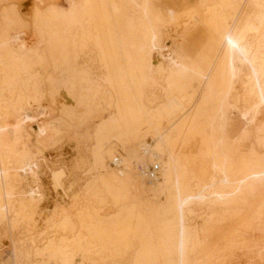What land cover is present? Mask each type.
<instances>
[{
    "label": "bare ground",
    "instance_id": "obj_1",
    "mask_svg": "<svg viewBox=\"0 0 264 264\" xmlns=\"http://www.w3.org/2000/svg\"><path fill=\"white\" fill-rule=\"evenodd\" d=\"M33 1L29 21L17 4L0 10V228L10 230L12 264H155L172 256L169 264H186L201 245L194 225L210 206L245 207V192H255L254 216L263 218L264 0H198L168 20L149 0ZM170 20L183 25L171 47L159 32ZM197 23L212 29L213 43L191 54L182 39ZM29 27L30 43L21 32ZM46 96L59 115L38 125L31 147L27 122L46 108ZM98 110L108 118L82 138L73 159L89 175L71 204L52 212L53 229L19 240L16 219L43 199L38 185L23 188L38 178V146L76 133ZM112 139L123 147L119 167L111 165ZM232 148L246 149L248 162H236ZM155 161L158 177L147 182L142 169ZM44 162L66 197L72 170ZM106 206L115 211L104 218ZM243 239L238 233L215 253L225 259Z\"/></svg>",
    "mask_w": 264,
    "mask_h": 264
},
{
    "label": "rangeland",
    "instance_id": "obj_2",
    "mask_svg": "<svg viewBox=\"0 0 264 264\" xmlns=\"http://www.w3.org/2000/svg\"><path fill=\"white\" fill-rule=\"evenodd\" d=\"M45 1L46 3H56L57 2L61 5L65 4V0H45ZM197 2L198 0H149V6L152 10L156 11V15L159 18L164 16L165 11L167 10L168 12L167 20H168V18H170L171 15L172 17H174L177 14H179L181 11H186V10L191 9L192 7H195V5H197ZM9 3L17 4V7L20 13L23 15V18L27 21L30 20L29 19L30 11L32 10V7L34 5L33 0H0V10L4 5H7ZM162 11L164 13H162ZM159 15H162V16H159ZM149 21L154 22L153 18H150ZM240 24H242V22L239 23V28L241 27ZM182 27L183 25L181 22L177 21L175 23H172L171 20L170 22L167 21L163 23L162 25H160L159 32H160L161 37L163 38L164 43L167 46L169 45L171 47L174 41L175 42L181 41L180 35L183 30ZM21 32L22 34L24 33L22 39L25 38V40L29 43L34 42V38H33L34 33H33V30L30 29V27L23 28ZM211 32H212V29H210V27L205 26L201 23L199 24L197 23L195 28H192V30H189L185 34L184 38L182 39V43L184 44L187 51H189V53L191 54L196 53L200 49H203V50L208 49L210 43H213L212 39L210 38ZM218 48H219V45L218 43H216L214 50H217ZM214 50L212 49V52L210 53V55L212 56L214 55ZM242 72H243L242 77L239 79V81L237 80L235 84V89L237 92H242L244 88V83H245L244 68ZM252 101L253 100H251L250 102ZM45 105H46V108L44 107V109L39 111L38 116L32 118L31 120L27 122V124L29 125L30 132L32 130L31 132L32 136H29L31 147L35 146V143H34L35 133L38 131L37 130L38 125L42 126L43 124H45L44 122H47L51 118L59 115L58 112L55 111L54 102L50 96H46ZM98 111L93 112L91 116L88 117V119L83 121L81 125L79 126L76 133L72 134V132L62 131L61 133L56 135V137H53L52 140H49L48 142L41 144L42 146L41 145L38 146L39 147L38 149L40 150L38 151L40 152L39 161H41L38 163L39 164L38 173H37L38 178L35 179L34 181L28 180L23 188L28 190L31 186L38 185L42 192L43 199L41 200L40 204L38 205L37 209H35L34 212L24 214L25 218L24 217L22 219L19 218L18 222L16 219L15 225L18 227V229L15 225L13 227L14 229L13 228L12 229H13L14 236L17 237L19 240H22V239L27 240L28 237L35 236L36 234L41 233V232H42L41 234L43 235L45 232L53 229V226L56 224L53 220L56 217L54 216L53 219H51L53 215L52 212H54L55 210H57V208L60 207L61 202L62 203L65 202L66 206L68 207L71 204L70 199L72 198V195L76 194L79 191V188L82 186L83 182L86 179L85 177L89 175V173H87L86 171L87 169L86 164H85L86 166L84 165V166L76 167L74 165V161L77 159L76 157L78 156L77 153L79 151L78 148L80 145L79 142L82 141V138L85 135L89 136L93 127L99 124L103 118L105 119L108 118V114H106V112H102L100 110ZM81 112L82 111H80L79 114H82ZM233 122L237 124L238 123L237 118L234 119ZM26 137H27V131L24 132V139ZM150 137L151 136H147L145 139V142L153 145L154 142L152 138ZM111 143L115 145V150L117 151V154H115L114 157H116L117 155H119V153L120 154L122 153L118 151V148L121 147L123 149V147L115 139H112ZM231 153L233 154V157L236 162L238 161L248 162L246 149L232 148ZM112 159L108 158L105 160V163H107L106 166L108 169H112L108 165L109 160H112ZM45 160H49L50 162L52 161L51 163L57 164V165L60 163L62 164V162L63 163L65 162L64 164L67 165V167L70 170H72L73 174L70 175L69 173H67L68 179L66 178L63 181L64 182L63 185H65L64 188L67 192L66 197L64 195V192H61L62 191L61 189L59 190L56 189L55 185L53 184L51 175L46 167V163L44 162ZM70 185H71L70 187L71 189L68 188V186ZM66 188H68L69 190ZM258 196H259L258 193H255V192L252 194H250V192L248 191L245 192L244 202L247 203L245 207L241 203H238L236 205L233 203H229V204H225L226 206L221 205V204L220 205L218 204L216 206L215 205L210 206L208 208L209 211L207 210L206 214L202 215V217L198 219V225L197 224L194 225L195 230L197 232V238L199 242L201 243V245L199 246L196 253L191 254L188 257V262L186 264H189V263L190 264H195V263L196 264L198 263L199 264H218V263L219 264H264V227H262L264 226V216L262 219H257L256 216H254L256 215V213L254 212L255 207L253 206L254 202L258 200ZM155 202L156 203L161 202V198L160 197L155 198ZM106 207H103L101 211V214L103 215L104 218H106L108 214H111L115 211V208L112 206L111 207L106 206ZM212 211H213V214H212ZM228 213L232 215V217H228L227 216L229 215ZM25 215H27V217ZM28 215L29 217L32 216L30 217L32 219L29 218L30 219L29 220ZM211 215L214 216V219L213 221L210 222L208 218ZM218 217H222L223 219L220 222H218L216 220ZM16 223L18 224L22 223V224L17 225ZM14 231L17 233H15ZM202 231H204V234ZM8 232L10 233V230L8 231V228L6 226H1L0 228V264H12ZM238 233L243 234V238L245 240L243 239V241L239 243L237 246L232 247L228 255H226L227 257H225V259L221 257L219 252H217V254L215 253L216 250L219 249L228 239L236 238ZM135 247L137 248V244H135ZM209 254L212 255L211 257L212 261H209L210 258L208 256H211ZM199 258H201V260ZM169 259L171 260L170 262L165 261L167 260L166 258L165 260L156 261L155 264L175 263L177 260L175 256H172ZM196 259L197 261L195 262ZM84 261H85L84 264L92 263L91 261H87V260H84ZM77 262H79L78 259H77ZM78 264H83V263L79 262Z\"/></svg>",
    "mask_w": 264,
    "mask_h": 264
},
{
    "label": "built area",
    "instance_id": "obj_3",
    "mask_svg": "<svg viewBox=\"0 0 264 264\" xmlns=\"http://www.w3.org/2000/svg\"><path fill=\"white\" fill-rule=\"evenodd\" d=\"M119 163L120 161L117 156L111 161V165L115 167H119ZM159 170L160 164L155 161L142 169V175L147 182H153L157 179Z\"/></svg>",
    "mask_w": 264,
    "mask_h": 264
}]
</instances>
